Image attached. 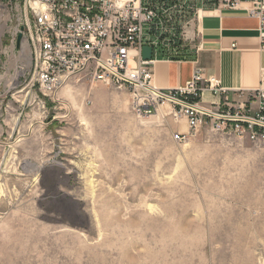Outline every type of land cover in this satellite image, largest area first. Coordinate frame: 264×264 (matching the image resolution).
Wrapping results in <instances>:
<instances>
[{
	"label": "rangeland",
	"instance_id": "374dc122",
	"mask_svg": "<svg viewBox=\"0 0 264 264\" xmlns=\"http://www.w3.org/2000/svg\"><path fill=\"white\" fill-rule=\"evenodd\" d=\"M18 63L0 100V264H264V143L207 126L177 142L125 87L71 77L47 96Z\"/></svg>",
	"mask_w": 264,
	"mask_h": 264
},
{
	"label": "built area",
	"instance_id": "2783aa9c",
	"mask_svg": "<svg viewBox=\"0 0 264 264\" xmlns=\"http://www.w3.org/2000/svg\"><path fill=\"white\" fill-rule=\"evenodd\" d=\"M243 2L260 20L264 50V0H0V100L7 92L8 65L15 60L22 64L20 72L27 65L47 96L54 97L71 77L125 87L136 114L165 109L172 116L177 142L207 126L264 143V86L235 91L238 99L247 98L242 103L200 67L179 87L154 82L156 61L185 59V27L200 6L233 9ZM144 46L152 47L150 60L142 57ZM206 90L217 100L205 101Z\"/></svg>",
	"mask_w": 264,
	"mask_h": 264
},
{
	"label": "crops",
	"instance_id": "0c3cea01",
	"mask_svg": "<svg viewBox=\"0 0 264 264\" xmlns=\"http://www.w3.org/2000/svg\"><path fill=\"white\" fill-rule=\"evenodd\" d=\"M250 6L246 2L233 9L200 6L198 14L185 27L182 49L185 59L156 61L155 84L161 88L185 85L200 67L206 78L219 79L233 99L247 103L246 97L238 99L234 92L264 86L260 20L249 14ZM204 100L210 102L217 97L206 90ZM181 126L186 130L184 123Z\"/></svg>",
	"mask_w": 264,
	"mask_h": 264
},
{
	"label": "water",
	"instance_id": "95a60500",
	"mask_svg": "<svg viewBox=\"0 0 264 264\" xmlns=\"http://www.w3.org/2000/svg\"><path fill=\"white\" fill-rule=\"evenodd\" d=\"M142 57L144 60H150L152 58V47L144 46L142 51Z\"/></svg>",
	"mask_w": 264,
	"mask_h": 264
}]
</instances>
